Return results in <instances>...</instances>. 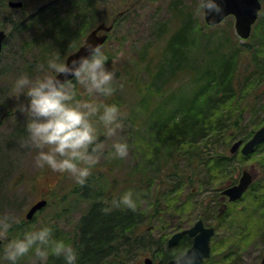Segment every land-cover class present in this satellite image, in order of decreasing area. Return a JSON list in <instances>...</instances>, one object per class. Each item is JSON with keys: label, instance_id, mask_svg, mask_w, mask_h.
I'll return each mask as SVG.
<instances>
[{"label": "rangeland", "instance_id": "374dc122", "mask_svg": "<svg viewBox=\"0 0 264 264\" xmlns=\"http://www.w3.org/2000/svg\"><path fill=\"white\" fill-rule=\"evenodd\" d=\"M20 1L25 3L24 7L8 6L7 11L0 12V29L7 32L0 53V215L12 212L21 217L22 222L14 226L12 235L38 227L43 220L51 225L55 238L75 243L78 224L97 197H106L110 190H113L112 198L119 197L132 189L137 201L136 209L148 214L151 212L152 219L143 226V233L151 240H168L176 231L192 226L198 218H202L216 229L211 256L202 264H260L264 256V144L250 155L237 151L228 165L214 175V179L210 175L202 179L199 177L200 187L195 192L186 186L181 191L165 192L157 182L171 167L168 163L171 162L169 154L172 149L167 144L170 153L162 140L173 126L169 123L163 125V122L171 112H175L172 118L178 114L176 106L179 99H193L202 73L227 51L238 52L239 64L243 66L249 63L247 61L252 55L264 58V0L259 18L247 39L237 33L233 15L216 25H208L205 11H195L198 0H95L89 8L82 6V10L86 11V20L78 22L75 18L77 8L70 4V0ZM117 2L126 3V12L113 29L108 43L103 46L111 60L106 64L121 73L123 68L130 66L131 60L143 57L145 65L151 68V76L159 68L169 35L182 23H189V46L185 47L184 53L188 64L185 67L190 68L192 77L170 82L167 79L164 84L166 81L163 82V79L168 73L164 71L161 78L148 81L149 99L141 100V106L138 105L140 100H137L139 95L133 94L131 98L137 101L136 105L125 107L121 127L115 136L101 134L104 153L92 167L87 183L81 185L68 173L38 165L36 154L39 150L27 143V118L17 108L19 101L13 85L21 73H28L33 78L41 74L39 63L46 62L53 54L59 53L65 61L98 23H110L117 16V12L111 9ZM60 25L69 35L62 42L56 29ZM255 68L259 70L254 65ZM150 76L144 72L146 80L152 78ZM78 87L83 91V86ZM263 89L264 81L256 89L260 92L246 91L251 103L245 106L246 115L241 128L243 132L254 131L245 136V140L264 125V121L256 124L264 119ZM158 92L166 97L165 105L160 101ZM255 96H258L257 102L253 100ZM97 99L103 100V97ZM159 108H163L160 117ZM180 116L178 114L172 121ZM211 138L214 143L212 150L232 155L229 149L237 138L229 140L223 135ZM116 139L129 142L126 157L110 154ZM156 151L166 155L157 170L154 169L155 159L151 160ZM244 169L255 174L252 183L254 193L253 188L249 189L240 200L229 202L222 195V190L228 186L227 182H237ZM234 177L235 180L232 179ZM41 199L48 200L46 206L28 219L26 213L30 206ZM232 226H241V236L232 235ZM147 256L153 258L154 264H160V257L152 248L139 255L136 262L127 264H143ZM3 264L10 262L4 260ZM17 264L40 262L29 253L21 257Z\"/></svg>", "mask_w": 264, "mask_h": 264}, {"label": "trees", "instance_id": "16d2710c", "mask_svg": "<svg viewBox=\"0 0 264 264\" xmlns=\"http://www.w3.org/2000/svg\"><path fill=\"white\" fill-rule=\"evenodd\" d=\"M94 2L95 0H70V4L77 8L75 15L77 22L86 20V11L82 10V6L89 8L94 5ZM125 6L126 3L117 2L111 7L117 12V16L111 21L114 20V28L126 12ZM7 9V0H0V12L7 11ZM56 29L61 42L69 38L62 25L59 26V29L57 26ZM112 31L108 33V39L104 45L110 40ZM190 31L191 24L182 23L177 30L169 35L162 50L164 56L159 62V68L151 75L150 79L146 80L144 77V72L150 76L152 71L143 62V57L131 60L128 68H123L121 73L117 72L115 92L111 96L103 97V100L109 103H118L125 111L126 106L137 103L131 98L133 94L139 95L137 100H140L138 104L140 106L141 100L149 99L148 81L161 78L164 71L168 72L163 79V82L166 81L164 84L167 83V79L170 82L182 77H192L190 68L185 67L188 64L185 61L184 53L185 47L189 46ZM244 45L247 46L246 43ZM250 58V61H247L249 63L243 66V64H239L240 54L238 52L227 51L223 57L219 58L218 62L203 72L202 76L200 75L201 79L193 99L185 100L183 97L179 99L176 111L181 115L180 118L172 121L178 114L172 118L171 115H174L175 112H171L167 120H164L163 125L169 123L173 126L169 130L171 132L167 133L162 140L166 149L168 146L172 149L171 153V149L168 148L171 153L169 154L171 162L168 164H171V167L168 166L170 169L165 171V176L160 177L157 182L165 192L181 191L185 186L189 187L191 192H195L200 187L199 177L202 179L203 176L209 177L210 175L214 179V175L221 171L225 165H228L232 157L236 156L237 153L228 156L226 152L219 154L212 150L214 143L211 137L223 135L229 140H235L253 133V129L243 132L241 127L246 115L245 106L251 103L247 92L257 91V87L264 81V58L258 54L252 55ZM254 65L259 70L254 69ZM158 94L161 98L160 101H163V105H165L166 97L162 95V92H158ZM251 95L254 96V93ZM255 98L257 100L254 97L253 100L257 102L258 96ZM162 112L163 108H159V117ZM263 121L264 119L256 124L263 123ZM167 144L170 145L167 146ZM263 144L264 142L261 145ZM164 156L166 155L162 156V151H156L153 154L151 160L155 159L154 169L157 170L160 167ZM229 184L227 182V185ZM251 185L249 189L253 188L254 193L253 184ZM112 191L110 190L106 197H97L78 224L74 236V244L79 250L78 264L136 262L139 255L148 248H152L155 255L160 257V264H164L171 257L169 253L173 249L168 247V240L160 238L153 241L143 233L144 224L152 219L151 212L148 214L138 209L133 211L114 208L111 204ZM240 228L241 226H232V235L241 236ZM192 243L191 238L184 237L176 247H190ZM47 264H66V262L62 257L52 254L49 256Z\"/></svg>", "mask_w": 264, "mask_h": 264}, {"label": "clouds", "instance_id": "9594fccd", "mask_svg": "<svg viewBox=\"0 0 264 264\" xmlns=\"http://www.w3.org/2000/svg\"><path fill=\"white\" fill-rule=\"evenodd\" d=\"M222 12L221 0H198L195 11ZM87 51L65 62L59 53L39 63L42 73L35 78L28 73L16 77L13 90L17 108L26 115L27 143L38 149L36 161L41 168L70 174L79 184L87 183L92 167L104 153L101 134L112 137L121 127L124 111L118 103L97 97L111 96L116 90L117 70L106 64L109 56L102 45L89 41ZM63 73V77L61 74ZM78 86H83L80 91ZM113 156L129 154V142L116 139ZM112 206L133 211L137 201L132 189L113 197ZM21 217L8 212L0 215V264H10L32 253L40 264L50 255L62 257L66 264H78L79 250L71 241L53 236L45 221L21 234L12 235ZM172 264H199L200 252L193 246H178L170 251Z\"/></svg>", "mask_w": 264, "mask_h": 264}, {"label": "water", "instance_id": "95a60500", "mask_svg": "<svg viewBox=\"0 0 264 264\" xmlns=\"http://www.w3.org/2000/svg\"><path fill=\"white\" fill-rule=\"evenodd\" d=\"M9 6L22 7L23 1L9 0ZM222 12L220 13H208L205 11V20L208 25H215L222 22L227 16L233 15L235 17V28L239 36L243 39L250 37L253 29V25L256 23L260 10L262 8L261 0H221ZM114 24H107L106 22H100L95 26L85 37L84 42L79 45L77 49L72 51L66 58L65 62L71 60L74 55H80L87 51V44L92 41L96 44L103 45L108 38V32L112 30ZM104 31V32H103ZM6 31L0 29V53L3 50V43L6 38ZM63 77V73L61 74ZM264 142V125L255 130L254 134L247 140L239 139L235 141L230 151L236 153L239 149L245 155H249L256 148ZM255 179V174L248 169L242 171L241 176L237 183L226 186L222 190V194L228 196L229 201H236L240 199L243 194L249 189L250 185ZM47 204V199H41L32 204L26 213L28 219H32L35 213L42 209ZM215 232L213 226H206L203 219H198L190 228L178 231L172 235L168 241L169 246L176 244L183 234L188 233L193 236V243L190 247H195L200 252V263L210 256L211 253V238ZM1 248V245H0ZM153 259L146 257L144 264H152ZM164 264H172V260L167 261ZM264 264V257L262 263Z\"/></svg>", "mask_w": 264, "mask_h": 264}, {"label": "flooded vegetation", "instance_id": "af4514ba", "mask_svg": "<svg viewBox=\"0 0 264 264\" xmlns=\"http://www.w3.org/2000/svg\"><path fill=\"white\" fill-rule=\"evenodd\" d=\"M189 227H191V226H189ZM189 227H183L181 230H183V229H187V228H189ZM184 237H189V238H191V239H192V242H193V236H191L190 234H188V233L183 234L182 237L180 238V240H181L182 238H184ZM180 240H179L176 244H174L173 246H169V245H168V247H169V248H174V247H176V245L180 242ZM169 260H171V257L168 258L167 261H169ZM167 261H166V262H167ZM166 262H165V263H166ZM152 264H154V260H153V263H152Z\"/></svg>", "mask_w": 264, "mask_h": 264}]
</instances>
